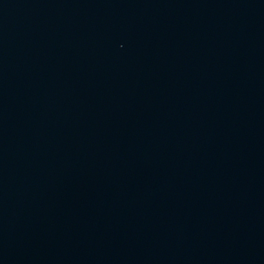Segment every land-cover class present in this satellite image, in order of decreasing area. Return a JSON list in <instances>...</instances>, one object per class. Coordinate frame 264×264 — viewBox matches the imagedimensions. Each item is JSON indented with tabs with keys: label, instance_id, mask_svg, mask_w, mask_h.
Here are the masks:
<instances>
[{
	"label": "water",
	"instance_id": "95a60500",
	"mask_svg": "<svg viewBox=\"0 0 264 264\" xmlns=\"http://www.w3.org/2000/svg\"><path fill=\"white\" fill-rule=\"evenodd\" d=\"M0 264H264V0H0Z\"/></svg>",
	"mask_w": 264,
	"mask_h": 264
}]
</instances>
